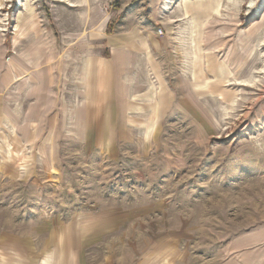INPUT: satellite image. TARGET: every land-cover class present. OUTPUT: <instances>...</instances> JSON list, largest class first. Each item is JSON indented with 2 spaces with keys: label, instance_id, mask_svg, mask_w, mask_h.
I'll list each match as a JSON object with an SVG mask.
<instances>
[{
  "label": "rangeland",
  "instance_id": "rangeland-1",
  "mask_svg": "<svg viewBox=\"0 0 264 264\" xmlns=\"http://www.w3.org/2000/svg\"><path fill=\"white\" fill-rule=\"evenodd\" d=\"M0 264H264V0H0Z\"/></svg>",
  "mask_w": 264,
  "mask_h": 264
},
{
  "label": "trees",
  "instance_id": "trees-1",
  "mask_svg": "<svg viewBox=\"0 0 264 264\" xmlns=\"http://www.w3.org/2000/svg\"><path fill=\"white\" fill-rule=\"evenodd\" d=\"M109 33H111V30L108 28V30H107Z\"/></svg>",
  "mask_w": 264,
  "mask_h": 264
},
{
  "label": "bare ground",
  "instance_id": "bare-ground-1",
  "mask_svg": "<svg viewBox=\"0 0 264 264\" xmlns=\"http://www.w3.org/2000/svg\"><path fill=\"white\" fill-rule=\"evenodd\" d=\"M231 1H232V0H231ZM167 3L169 4V1H168ZM251 3H252V6H253V5H254L253 2H251Z\"/></svg>",
  "mask_w": 264,
  "mask_h": 264
}]
</instances>
